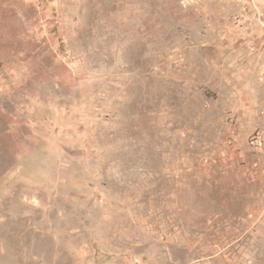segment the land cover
<instances>
[{
    "label": "rangeland",
    "instance_id": "374dc122",
    "mask_svg": "<svg viewBox=\"0 0 264 264\" xmlns=\"http://www.w3.org/2000/svg\"><path fill=\"white\" fill-rule=\"evenodd\" d=\"M0 264H264V0H0Z\"/></svg>",
    "mask_w": 264,
    "mask_h": 264
},
{
    "label": "built area",
    "instance_id": "2783aa9c",
    "mask_svg": "<svg viewBox=\"0 0 264 264\" xmlns=\"http://www.w3.org/2000/svg\"><path fill=\"white\" fill-rule=\"evenodd\" d=\"M238 21H239V18H236V19H235V22H238Z\"/></svg>",
    "mask_w": 264,
    "mask_h": 264
}]
</instances>
